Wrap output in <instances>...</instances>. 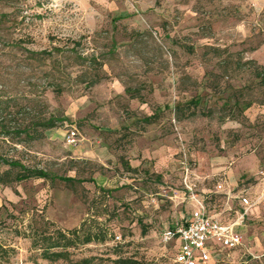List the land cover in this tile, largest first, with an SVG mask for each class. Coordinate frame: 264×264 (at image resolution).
I'll return each instance as SVG.
<instances>
[{
	"label": "rangeland",
	"instance_id": "374dc122",
	"mask_svg": "<svg viewBox=\"0 0 264 264\" xmlns=\"http://www.w3.org/2000/svg\"><path fill=\"white\" fill-rule=\"evenodd\" d=\"M75 44L91 67L56 49ZM261 67L264 0H0V159L74 179L0 164L6 264H175L164 230L197 201L239 220L227 192L254 206L208 264H264ZM48 232L70 239L63 259L43 257Z\"/></svg>",
	"mask_w": 264,
	"mask_h": 264
},
{
	"label": "built area",
	"instance_id": "2783aa9c",
	"mask_svg": "<svg viewBox=\"0 0 264 264\" xmlns=\"http://www.w3.org/2000/svg\"><path fill=\"white\" fill-rule=\"evenodd\" d=\"M78 143V133L73 129L67 136V144L76 146ZM259 175L264 180V168L259 171ZM187 189L192 191L191 187ZM224 189L222 183L217 185L218 191ZM227 193L236 199L238 205L244 210L239 213V220L224 223L216 216L208 214L204 205L197 201V207L190 217L164 230L162 242L164 244L174 243L177 247L174 257L175 264H208L216 250H235L242 245L243 238L237 231V227L241 225L254 203L245 195L236 196ZM114 242L120 243L121 236L116 235Z\"/></svg>",
	"mask_w": 264,
	"mask_h": 264
},
{
	"label": "trees",
	"instance_id": "16d2710c",
	"mask_svg": "<svg viewBox=\"0 0 264 264\" xmlns=\"http://www.w3.org/2000/svg\"><path fill=\"white\" fill-rule=\"evenodd\" d=\"M58 52L61 53L62 58L64 61H67L66 63H69L71 66L74 65V63L76 65H87V67H91L97 60L94 57H87V56H83L82 53L78 52V50L76 49V44L75 46H73L72 48H56ZM45 54H47L49 57H51L53 55V53H51L50 51H45ZM66 54H70V56H66ZM72 57V58H71ZM72 59L74 60V63H72ZM63 62H58V65H62L64 64ZM64 65H68V64H64ZM65 66V67H66ZM259 70H262L263 73H259L258 76L260 78H262V82H264V67L259 68ZM154 116H149L147 118H145L146 122H152L154 120ZM60 121L58 120H50L48 122V126L49 128H54L56 126V122ZM4 162L6 165L10 166L13 169H17L18 172L16 174L15 180L17 182H22V181H26V180H30V179H59L61 181H64L66 183H72L74 182L73 178H67V177H57L54 175H50L48 174L46 171L44 170H39V169H29L27 167H25L24 165H22L19 162L16 161H9V160H2L0 159V164ZM132 170V168H129ZM3 178H2V174L0 172V184L3 183ZM46 237V238H45ZM43 238L46 239L49 243L47 249L44 250V255L43 257L47 260H51V261H56L59 259H63L64 257H66V252L64 251H56V249L59 248H66L68 247L69 243H70V239L65 236L63 233L61 232H55V233H44L43 234ZM11 251V248H8L6 246H2L0 245V264H6L8 263V259L5 258L7 256H9V253ZM117 264H141L140 262H138L137 260H118L116 262Z\"/></svg>",
	"mask_w": 264,
	"mask_h": 264
},
{
	"label": "crops",
	"instance_id": "0c3cea01",
	"mask_svg": "<svg viewBox=\"0 0 264 264\" xmlns=\"http://www.w3.org/2000/svg\"><path fill=\"white\" fill-rule=\"evenodd\" d=\"M241 208V207H240ZM222 222H224V221H222ZM233 222V221H232ZM225 223V222H224ZM228 223H231V222H228ZM243 244V243H242ZM220 251H223V250H216V252H214V254H213V258L210 260V262L214 259V258H217L219 255H218V253L220 252Z\"/></svg>",
	"mask_w": 264,
	"mask_h": 264
}]
</instances>
